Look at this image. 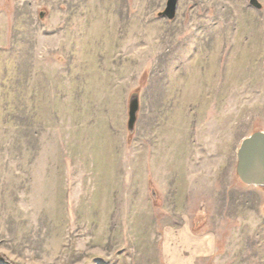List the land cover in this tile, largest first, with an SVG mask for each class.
Returning a JSON list of instances; mask_svg holds the SVG:
<instances>
[{"label": "rangeland", "instance_id": "1", "mask_svg": "<svg viewBox=\"0 0 264 264\" xmlns=\"http://www.w3.org/2000/svg\"><path fill=\"white\" fill-rule=\"evenodd\" d=\"M258 1L0 0V264H264Z\"/></svg>", "mask_w": 264, "mask_h": 264}, {"label": "water", "instance_id": "2", "mask_svg": "<svg viewBox=\"0 0 264 264\" xmlns=\"http://www.w3.org/2000/svg\"><path fill=\"white\" fill-rule=\"evenodd\" d=\"M252 4L261 7L258 0H250ZM179 0H167L165 9L160 15L174 19L177 15ZM139 109L137 95L129 101L128 129L133 131ZM236 172L246 185L264 188V129L257 130L245 137L237 150Z\"/></svg>", "mask_w": 264, "mask_h": 264}, {"label": "trees", "instance_id": "3", "mask_svg": "<svg viewBox=\"0 0 264 264\" xmlns=\"http://www.w3.org/2000/svg\"><path fill=\"white\" fill-rule=\"evenodd\" d=\"M0 260H3L7 263H9L10 261L8 260L7 256L6 255H3V254H0Z\"/></svg>", "mask_w": 264, "mask_h": 264}]
</instances>
